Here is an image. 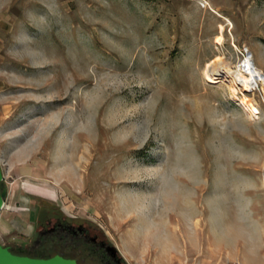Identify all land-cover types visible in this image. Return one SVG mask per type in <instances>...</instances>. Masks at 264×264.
Here are the masks:
<instances>
[{"label": "rangeland", "instance_id": "1", "mask_svg": "<svg viewBox=\"0 0 264 264\" xmlns=\"http://www.w3.org/2000/svg\"><path fill=\"white\" fill-rule=\"evenodd\" d=\"M249 55L264 0H0V244L46 204L126 264H264V88L206 71Z\"/></svg>", "mask_w": 264, "mask_h": 264}, {"label": "flooded vegetation", "instance_id": "2", "mask_svg": "<svg viewBox=\"0 0 264 264\" xmlns=\"http://www.w3.org/2000/svg\"><path fill=\"white\" fill-rule=\"evenodd\" d=\"M29 239L3 245L15 255L31 258L61 256L77 264H126L95 227L66 218L51 205L38 204L28 218Z\"/></svg>", "mask_w": 264, "mask_h": 264}, {"label": "bare ground", "instance_id": "3", "mask_svg": "<svg viewBox=\"0 0 264 264\" xmlns=\"http://www.w3.org/2000/svg\"><path fill=\"white\" fill-rule=\"evenodd\" d=\"M218 39L220 42V37ZM206 69L209 75L217 76L218 78L227 81L232 93L238 91H252V88L257 85L258 82L261 83L264 88V75L255 67L251 55L247 56L236 70H233L229 64L221 60L213 61ZM240 104L250 114L257 113V109L248 97H242Z\"/></svg>", "mask_w": 264, "mask_h": 264}, {"label": "water", "instance_id": "4", "mask_svg": "<svg viewBox=\"0 0 264 264\" xmlns=\"http://www.w3.org/2000/svg\"><path fill=\"white\" fill-rule=\"evenodd\" d=\"M3 176L0 168V212L4 206L6 197V189L2 184ZM0 264H77L76 261L65 259L61 256H53L50 258H31L27 256H19L11 253L7 247L0 244Z\"/></svg>", "mask_w": 264, "mask_h": 264}, {"label": "built area", "instance_id": "5", "mask_svg": "<svg viewBox=\"0 0 264 264\" xmlns=\"http://www.w3.org/2000/svg\"><path fill=\"white\" fill-rule=\"evenodd\" d=\"M228 264H238L237 262H231V263H228Z\"/></svg>", "mask_w": 264, "mask_h": 264}]
</instances>
